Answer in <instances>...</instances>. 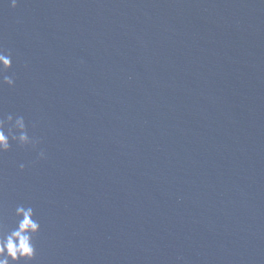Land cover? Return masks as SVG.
<instances>
[{"label":"water","instance_id":"95a60500","mask_svg":"<svg viewBox=\"0 0 264 264\" xmlns=\"http://www.w3.org/2000/svg\"><path fill=\"white\" fill-rule=\"evenodd\" d=\"M9 5L0 115L40 143L0 156V227L33 208L31 264H264V0Z\"/></svg>","mask_w":264,"mask_h":264},{"label":"clouds","instance_id":"9594fccd","mask_svg":"<svg viewBox=\"0 0 264 264\" xmlns=\"http://www.w3.org/2000/svg\"><path fill=\"white\" fill-rule=\"evenodd\" d=\"M11 8L17 6V0H10ZM12 68V55L0 49V88H12L15 84L14 76L8 75ZM40 141L30 136L23 116L0 115V156L9 152L12 144L18 147H30L36 150ZM46 159L43 149L37 152V160ZM25 164L19 165L23 171ZM15 226L5 231L0 227V264H31L35 258L34 237L40 229V223L34 218L31 206L18 205L15 209Z\"/></svg>","mask_w":264,"mask_h":264}]
</instances>
